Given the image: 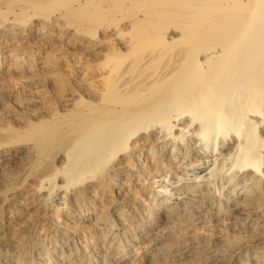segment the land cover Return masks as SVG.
<instances>
[{"label": "bare ground", "instance_id": "obj_1", "mask_svg": "<svg viewBox=\"0 0 264 264\" xmlns=\"http://www.w3.org/2000/svg\"><path fill=\"white\" fill-rule=\"evenodd\" d=\"M0 264H264V0H0Z\"/></svg>", "mask_w": 264, "mask_h": 264}]
</instances>
